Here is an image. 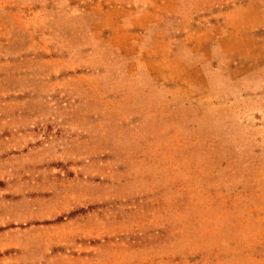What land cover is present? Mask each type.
I'll return each instance as SVG.
<instances>
[{"label": "rangeland", "instance_id": "374dc122", "mask_svg": "<svg viewBox=\"0 0 264 264\" xmlns=\"http://www.w3.org/2000/svg\"><path fill=\"white\" fill-rule=\"evenodd\" d=\"M0 264H264V0H0Z\"/></svg>", "mask_w": 264, "mask_h": 264}, {"label": "crops", "instance_id": "0c3cea01", "mask_svg": "<svg viewBox=\"0 0 264 264\" xmlns=\"http://www.w3.org/2000/svg\"><path fill=\"white\" fill-rule=\"evenodd\" d=\"M175 10V8H174ZM177 10V9H176ZM173 12V11H172ZM231 11H229L228 13H226V16L229 15H233L234 13H231ZM178 13V12H177ZM147 15L150 16V20L146 21L145 23H143L142 25H140V28L142 29H146V30H150L152 27H154V25L159 21H162L164 17H160V15L154 11L152 13L148 12ZM168 15H171V12L170 14ZM139 19H142V18H139ZM209 30L207 29V31L204 29L201 31V34L197 33L199 39H201L202 41L204 40L205 43L203 45V51L204 53H202V58L203 59H215L214 57H220L219 56V53H220V44H221V39L220 37H210V34H209ZM205 50H208L205 52ZM219 61H217L218 63Z\"/></svg>", "mask_w": 264, "mask_h": 264}]
</instances>
